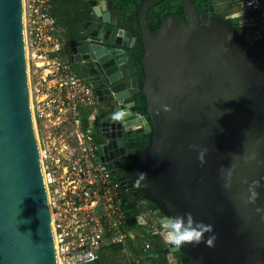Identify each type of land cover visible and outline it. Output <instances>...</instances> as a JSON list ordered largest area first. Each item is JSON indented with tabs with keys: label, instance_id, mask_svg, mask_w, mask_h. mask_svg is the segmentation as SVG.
Returning <instances> with one entry per match:
<instances>
[{
	"label": "water",
	"instance_id": "water-1",
	"mask_svg": "<svg viewBox=\"0 0 264 264\" xmlns=\"http://www.w3.org/2000/svg\"><path fill=\"white\" fill-rule=\"evenodd\" d=\"M83 1L91 14L82 35L90 42L71 44L69 60L100 104L125 113L113 123L121 137L148 130L132 171L145 209L159 225L187 214L211 225L199 243L182 244L186 264H264V59L222 15L226 7L207 3L199 11L193 0H171L182 3L187 21L168 15L151 32L148 12L168 0H140L136 14L127 15L121 0H106L103 12L100 0ZM134 43L143 53L136 60L127 51ZM137 93L145 99L142 118ZM107 125L100 120V135L109 140ZM161 237L168 264H184L174 257L179 246L164 231ZM0 264H58L31 110L22 0H0Z\"/></svg>",
	"mask_w": 264,
	"mask_h": 264
},
{
	"label": "built area",
	"instance_id": "built-area-1",
	"mask_svg": "<svg viewBox=\"0 0 264 264\" xmlns=\"http://www.w3.org/2000/svg\"><path fill=\"white\" fill-rule=\"evenodd\" d=\"M50 1L22 0V6L31 110L58 264H96L116 245L123 249L113 264H145L150 244L127 223L128 189L101 160L103 142L95 136L98 97L69 59L53 55L67 45L51 17ZM221 1L247 44L264 54V0ZM139 239L140 258L127 246Z\"/></svg>",
	"mask_w": 264,
	"mask_h": 264
},
{
	"label": "trees",
	"instance_id": "trees-1",
	"mask_svg": "<svg viewBox=\"0 0 264 264\" xmlns=\"http://www.w3.org/2000/svg\"><path fill=\"white\" fill-rule=\"evenodd\" d=\"M121 6L125 7L127 13L136 14L140 6V0H123ZM197 9L203 7L204 4L210 0H193ZM224 2V1H222ZM50 14L55 22V25L60 29V38L66 43L71 45L75 42L84 39L82 35L83 25L90 20L91 9L88 4L83 0H51ZM225 4V3H224ZM201 5V7H199ZM179 15L187 21V16L184 12L182 3L179 1H164L153 7L147 14V24L151 32H155L161 24V21L168 15ZM234 26V22H232ZM242 35L243 32L239 31ZM252 49L264 59V54L260 52V48L252 47ZM137 105H142L141 113L145 115V99L141 93L136 96ZM100 117L97 118L99 120ZM86 120V119H85ZM149 137H147L142 150L147 146ZM124 211L129 227L136 233H140L143 238L150 244V249L144 255L145 264H168L166 255L164 253L165 245L163 239L159 234L161 227L156 222L152 214L148 213L145 209L139 206L131 197L125 199ZM142 238V240H143ZM137 240L136 243L128 242L127 246L132 255L140 258L142 253L143 241ZM180 249L174 253L175 258L183 259L186 264L183 252ZM123 249L122 245L112 246L106 249L108 254H102L100 260L96 264H105L108 256L118 255ZM112 256V255H111Z\"/></svg>",
	"mask_w": 264,
	"mask_h": 264
},
{
	"label": "flooded vegetation",
	"instance_id": "flooded-vegetation-1",
	"mask_svg": "<svg viewBox=\"0 0 264 264\" xmlns=\"http://www.w3.org/2000/svg\"><path fill=\"white\" fill-rule=\"evenodd\" d=\"M122 3H124L123 0H121ZM208 3H211L212 5H214L215 7H224L221 5H217L216 3L210 1ZM207 4V3H206ZM204 4V6L206 5ZM204 6L201 7V5H199V11L204 10ZM120 9L122 12H125V14L127 15L128 13L125 11V7L120 5ZM227 10L223 12V16L225 18H227ZM216 15V13H209L208 14V18H212ZM129 18H126V20H128ZM129 21V20H128ZM233 22V20H231ZM104 34H107L106 32ZM107 37V36H106ZM85 39V38H84ZM81 40V41H85V40ZM138 39V38H137ZM79 42V41H78ZM100 43L102 46H106L111 48V45L108 44V41L104 42V40H101ZM135 45L136 43H134V45H130L127 48V51L133 52L135 54V60L136 59H140L143 55L142 52H138L135 50ZM67 52V56L69 58V50H65V53ZM139 53V55H137ZM137 80H136V84L139 85V83H143L144 77L142 76V71L140 70L137 76ZM135 90V89H133ZM140 93H137L134 96V100L136 99V96H138ZM137 101L135 100V107L136 109V113L139 114V118H142L144 116V114L141 113L142 110V105H137L136 104ZM101 107L100 109L98 108V117L101 118V120H103V122L108 123V125L106 126V129L108 131L111 132V139L106 140L103 139L102 136L100 135V128L98 126L97 131H96V139L98 141L103 142V147L100 150L101 153V157H103V160H107L108 163H105L110 171V173L112 174V176L114 178H116L117 181L120 182V184L124 187H126L128 189V196L127 197H131V199L133 201H135V198H140L139 201H141L142 203L139 205L141 206L143 209H145V205H147V201H145L143 199V196L141 193H137L136 189L133 187V183H132V171H133V167L134 164L136 162V159L138 157V155L143 151L142 147L146 142L147 137H149L146 133L148 130L145 129H136L133 132H138V133H134V134H128L130 132H128L126 134H123V136L121 137L120 135V131L113 125V123H115L117 120H113L112 119V114L115 113L117 110V105L116 104H111V103H105V104H100ZM104 105V107H102ZM138 194V195H137ZM140 196V197H139ZM146 210V209H145ZM147 211V210H146ZM158 211V209L156 210ZM148 213H150L148 211ZM152 214V213H150ZM154 217V216H153ZM180 249L179 248L176 250L178 251ZM183 261V259H181Z\"/></svg>",
	"mask_w": 264,
	"mask_h": 264
},
{
	"label": "clouds",
	"instance_id": "clouds-1",
	"mask_svg": "<svg viewBox=\"0 0 264 264\" xmlns=\"http://www.w3.org/2000/svg\"><path fill=\"white\" fill-rule=\"evenodd\" d=\"M97 7L100 11H106L107 5L106 0H100ZM125 113L122 110H118L112 114L113 120H121ZM191 147V146H190ZM206 150H201L198 159L203 162V152ZM138 176L143 177L145 174L140 173ZM160 227L163 229L167 241L170 245L180 246L185 243H199L204 232L206 230L211 232V225H204L200 222L194 221L190 214L185 216H175L171 218H163L160 221Z\"/></svg>",
	"mask_w": 264,
	"mask_h": 264
},
{
	"label": "crops",
	"instance_id": "crops-1",
	"mask_svg": "<svg viewBox=\"0 0 264 264\" xmlns=\"http://www.w3.org/2000/svg\"><path fill=\"white\" fill-rule=\"evenodd\" d=\"M70 47V45H67V46H65L64 48H62V50L58 53V54H53V55H58V56H60L61 58H63V59H69L68 58V54H67V52L65 53V50H68V48ZM74 67V70L79 74V75H81V76H83V72L81 71V69H80V67L79 66H76V65H74L73 66ZM100 107H101V105H100V103L98 102V108L100 109ZM162 231V230H161ZM163 243H164V245H165V248L167 247V245H166V242L163 240ZM109 252V251H108ZM108 252H107V250H105L104 251V253L105 254H108ZM112 256H115V255H113L112 254ZM168 262V261H167Z\"/></svg>",
	"mask_w": 264,
	"mask_h": 264
},
{
	"label": "rangeland",
	"instance_id": "rangeland-1",
	"mask_svg": "<svg viewBox=\"0 0 264 264\" xmlns=\"http://www.w3.org/2000/svg\"><path fill=\"white\" fill-rule=\"evenodd\" d=\"M210 1L216 3L217 5H221L223 3L221 0H210ZM102 107H104V105ZM117 259H118L117 256H111V255H109L108 258H107V260L104 261V263L105 264H113V262H115Z\"/></svg>",
	"mask_w": 264,
	"mask_h": 264
}]
</instances>
